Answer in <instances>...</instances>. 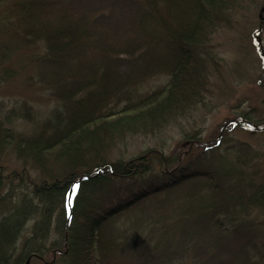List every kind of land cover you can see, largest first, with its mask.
<instances>
[{
  "label": "trees",
  "instance_id": "obj_1",
  "mask_svg": "<svg viewBox=\"0 0 264 264\" xmlns=\"http://www.w3.org/2000/svg\"><path fill=\"white\" fill-rule=\"evenodd\" d=\"M238 2H23L29 24L45 38L43 55L36 60L41 78L62 82L63 90L69 94L53 112L52 134L46 138L25 137L19 150L23 151V158L47 169L50 177L56 174L55 168L66 176L41 181L29 195L23 194L22 203L20 199L1 217L0 264H25L33 253L40 254L34 239L41 233L38 238L42 241L53 219L64 239L65 252L61 255L65 264H136L134 260L140 258H131L133 247L112 226V219L147 198L175 190L186 182L187 196L200 197L201 204L195 213L201 214L205 228L212 229L213 248H226L231 256L234 248H244L246 258L250 249L259 253L264 264L261 224L245 221L236 225L241 209H264V188L255 185L248 172V162L257 158L251 147L242 143L232 146L226 152L233 156L231 159L216 148L219 140L194 160L179 166H176L178 158L162 159L155 153L157 156L150 157H158L161 167L157 170L143 163L149 161L146 155L127 162L102 158L114 139L156 134L169 121L185 117L205 102L207 67L216 65L214 54L206 46L208 34L215 32L217 24L224 23ZM106 7H110L107 13ZM90 50H97L91 56L93 61L87 59ZM119 52L129 56L124 67L114 56ZM160 67L168 70L169 77L159 91L130 101L121 110L100 112L110 100L120 101L132 80ZM86 83L88 90L77 98L71 91ZM236 124L264 131V122L257 124L249 117L238 118ZM220 160H225V164ZM193 212L184 210L185 214ZM36 213L39 218L31 235L20 244L22 230ZM232 241L237 244L227 246ZM234 260L231 257L224 264H232ZM246 262L243 259L241 264Z\"/></svg>",
  "mask_w": 264,
  "mask_h": 264
},
{
  "label": "rangeland",
  "instance_id": "obj_2",
  "mask_svg": "<svg viewBox=\"0 0 264 264\" xmlns=\"http://www.w3.org/2000/svg\"><path fill=\"white\" fill-rule=\"evenodd\" d=\"M24 1L27 0H0V219L20 199L22 203L23 194L29 195L41 181L66 176L55 168L56 174L50 177L47 169L23 158V151L19 150L25 137L41 135L46 138L52 134L53 112L69 94L63 90L62 82L41 78L36 60L43 55L45 38L39 29L29 24L28 13L23 9ZM109 9L106 7L104 11L107 13ZM28 10L33 15L32 10ZM216 26L215 32L208 34L206 43L214 54L216 65L207 67L209 79L205 102L185 117L169 121L156 134H133L114 139L103 154L104 160L127 162L146 155L149 161L143 163L157 170L161 167L158 157H150L157 156L155 153L162 159L173 160L181 156V162L185 163L220 140L216 148L232 159L227 150L242 143L256 152V160L248 162V172L255 185L264 188V131L248 130L236 124L240 117H249L257 124L264 122V0H239L224 23ZM89 52L87 59L93 61L91 56L97 50ZM114 56L121 67L129 59L127 54L120 52ZM167 71L160 67L132 80L125 87L127 93L123 98L117 102L108 101L100 112L121 110L130 101L159 91L168 80ZM86 85L71 92L76 93L77 98L83 97L88 90ZM220 161L225 164V160ZM77 176L80 177V173ZM188 187L186 182L175 190L149 197L112 219V226L133 247L131 258H140L134 260L136 264H224L231 257H235L232 264H241L243 259L247 260L245 264H262L259 253H252L250 249L249 258H246L244 248H234L232 256L226 248H213L212 229L205 228L206 224H201V214L195 213L201 204L200 197L189 198ZM186 209L194 212L186 213V216ZM38 216L36 213L26 223L20 244L31 235ZM237 218L240 221L236 225L251 221L260 223L264 231L262 208L241 209ZM58 231L53 219L42 241L38 238L41 233L36 236L37 243L34 244L40 257L30 256L29 264H44L51 260L52 264H65L61 255L65 252V243ZM236 244L237 241H232L227 246Z\"/></svg>",
  "mask_w": 264,
  "mask_h": 264
},
{
  "label": "bare ground",
  "instance_id": "obj_3",
  "mask_svg": "<svg viewBox=\"0 0 264 264\" xmlns=\"http://www.w3.org/2000/svg\"><path fill=\"white\" fill-rule=\"evenodd\" d=\"M182 161V158H181V156L178 158V161H177V164H176V166H179L181 163H183V162H181ZM70 211H69V215H70ZM33 255H36L37 257H40L38 254H36V253H34Z\"/></svg>",
  "mask_w": 264,
  "mask_h": 264
},
{
  "label": "water",
  "instance_id": "obj_4",
  "mask_svg": "<svg viewBox=\"0 0 264 264\" xmlns=\"http://www.w3.org/2000/svg\"><path fill=\"white\" fill-rule=\"evenodd\" d=\"M255 128H256V126H255ZM29 260H30V258H28L26 260L25 264H29ZM44 264H52V260L51 261H44Z\"/></svg>",
  "mask_w": 264,
  "mask_h": 264
},
{
  "label": "snow or ice",
  "instance_id": "obj_5",
  "mask_svg": "<svg viewBox=\"0 0 264 264\" xmlns=\"http://www.w3.org/2000/svg\"><path fill=\"white\" fill-rule=\"evenodd\" d=\"M74 187L79 188V185H75Z\"/></svg>",
  "mask_w": 264,
  "mask_h": 264
}]
</instances>
